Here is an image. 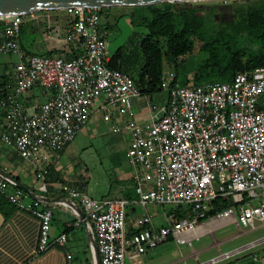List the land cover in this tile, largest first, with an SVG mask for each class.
<instances>
[{
  "label": "built area",
  "instance_id": "built-area-1",
  "mask_svg": "<svg viewBox=\"0 0 264 264\" xmlns=\"http://www.w3.org/2000/svg\"><path fill=\"white\" fill-rule=\"evenodd\" d=\"M56 10L65 17L54 23L49 13L44 14L48 9L0 15L5 24L0 29V54L16 56L0 97V139L26 159L50 153L52 160L51 155L63 150L97 110L112 120V130L129 134L128 158L137 194L133 202L146 208L132 230L129 198L96 199L84 189H70L85 209L100 264H128L130 256H141L171 238L192 246L186 234L200 225L218 199L233 200L217 215L234 216L239 227L264 222V65L240 71L231 80L200 84H183L176 72L165 71L162 88L168 97L160 104L142 93L130 73L110 65L108 6ZM26 22H43L49 39L73 44L74 49L28 52L21 44ZM36 90L47 96L44 101L37 100ZM142 96L150 111L146 121L138 120L133 109V99ZM47 166L38 169V179L49 173ZM0 193L38 219L34 255L48 251L53 244L50 203L2 174ZM149 203L183 205L193 214L178 219L170 214L165 223L157 224ZM77 207L71 206L80 216ZM66 240L63 233L55 242L63 246Z\"/></svg>",
  "mask_w": 264,
  "mask_h": 264
},
{
  "label": "crops",
  "instance_id": "crops-1",
  "mask_svg": "<svg viewBox=\"0 0 264 264\" xmlns=\"http://www.w3.org/2000/svg\"><path fill=\"white\" fill-rule=\"evenodd\" d=\"M70 48L74 49V45L61 46L54 49L56 51H61L62 49L67 51ZM11 69V63H5L0 59V97L3 94L4 83L9 79ZM147 95L153 101L151 95ZM135 103L137 104L135 111L138 120H149L150 111L148 107L149 117L144 119L145 113L142 111L147 106L146 98L144 96L137 97L135 98ZM3 124L4 116L0 112V135L4 129ZM41 165H48L47 167L49 168V173L43 180L38 179L36 176V172ZM0 166L13 175L18 176L19 180L27 184L36 194L62 199V201L49 202L53 208L50 235V240L53 244L48 251L39 256L34 255L39 234L38 219L30 212L19 210L12 204L3 205V208H0V264H95L96 248L95 245H92L88 231L89 220L82 218L81 214L78 216L69 204V201H72L85 212L79 200L73 198L70 193L71 188L77 187L69 185V187L62 188L60 185L62 179L51 175L50 153H44L35 159H26L0 139ZM132 176L133 168L130 175L133 187ZM84 190L86 191V189ZM184 211L190 213L192 210L189 207H185ZM170 214H176V211L168 212L166 220ZM139 215L141 214L129 217L128 227L131 230L133 229L134 220ZM187 216L189 215L184 217ZM234 218V216L215 215L202 220L194 231L186 234L192 240L193 245L195 241H201L198 248H192L188 254L183 255L182 246H176L180 249L179 251L171 248V246H162L159 251L156 247L141 256H130L127 263L188 264L187 262L190 258H193L195 259L194 264L198 262L203 264H264V234L255 237L258 234L254 233L261 228L259 226L264 225V222L259 221L255 227L241 229ZM234 224L238 227V231L236 233L228 232L227 227ZM63 233L67 234V240L63 246H60L55 240ZM217 234L223 235V237L218 239ZM246 236L248 237L244 238ZM170 241L176 240L171 238L167 242ZM238 241L241 242L237 243ZM176 243L178 242L176 241ZM222 245L226 246V249L223 250L224 246ZM257 247H260L259 250L252 252L245 258H239L245 249ZM216 248L217 253L213 254ZM68 254L71 257H68Z\"/></svg>",
  "mask_w": 264,
  "mask_h": 264
},
{
  "label": "trees",
  "instance_id": "trees-1",
  "mask_svg": "<svg viewBox=\"0 0 264 264\" xmlns=\"http://www.w3.org/2000/svg\"><path fill=\"white\" fill-rule=\"evenodd\" d=\"M134 6L126 8L125 13H119L113 18L117 24L121 17L128 14L133 21L137 9L145 11L143 30L136 33L141 36L137 47L142 64L137 75L132 73L134 68L132 64L123 66L126 59L125 48L122 45L112 53L110 65L130 73L144 94L163 89L162 80L166 67L174 66L179 82H181L179 69L182 66L185 70L196 68L193 83L200 84L231 80L240 71L264 65V0H253L236 6L232 18L226 22L220 20L212 33L207 29L208 19L204 7L194 2L163 1L143 5L141 8ZM110 14L113 15L111 11ZM3 28L5 24L0 20V29ZM28 28L29 26L24 24L22 32ZM106 28L109 30L112 28L109 20L106 22ZM21 44L23 46L22 42ZM23 48L28 52H35L24 46ZM55 51L52 49L44 54H52ZM76 53H68L67 56L71 58ZM197 54L201 56L199 63H195ZM183 82L190 83L188 78ZM5 84L6 82L4 86ZM133 193L136 194L135 190L127 191L124 196L131 200L134 197ZM232 203V199L216 200L214 208L208 211L206 218L217 215ZM8 204L15 206L0 193V208ZM192 214V211L188 213L178 209L176 218ZM127 217L129 219V212Z\"/></svg>",
  "mask_w": 264,
  "mask_h": 264
},
{
  "label": "rangeland",
  "instance_id": "rangeland-1",
  "mask_svg": "<svg viewBox=\"0 0 264 264\" xmlns=\"http://www.w3.org/2000/svg\"><path fill=\"white\" fill-rule=\"evenodd\" d=\"M253 0H194V2L204 7L205 14L208 19L207 29L212 33L214 28L217 27V23L221 20L226 22L232 18V13L236 6L247 4ZM134 5H116L109 6V9L113 15L109 17L110 24L113 29L109 33L107 45L110 53H114L119 46L124 45L125 59L123 66L127 64L133 65L132 73L137 75L138 70L142 64V57L139 56V48L137 44L141 38L139 33L143 30V15L146 14L144 10L137 9L134 13L133 21L128 14L121 17L116 24L113 17H117V14L124 12L128 7ZM143 7V5H136L134 7ZM49 13L52 22L58 21L60 17H65L62 10L45 11L44 14ZM28 22L25 26H29L27 31L21 33V42L27 49L33 50L37 53L44 54L45 52L56 49L57 47L66 46L53 39H49L48 31L45 28L43 22L37 25H31ZM72 46V44H69ZM68 45V46H69ZM0 59L5 63H12L15 61L16 56L10 54H0ZM201 59L200 55H196L195 63H199ZM196 68L184 69L182 66L179 71L181 72L180 80L184 83L185 79H189L190 83L194 82L193 73ZM166 71H176L174 66L166 67ZM185 71V73L183 72ZM37 100L44 101L46 95H42L39 90H36ZM153 101L158 103H164L168 97L167 89H162L150 94ZM137 104L133 99V109ZM145 113V118L149 117L147 106L142 110ZM136 112V111H135ZM112 120H106L101 110H97L86 126L72 139L68 145L61 150L57 155H51L50 171L51 175L58 176L61 180L62 188L75 186L78 189H86V192L96 198H112L117 196H123L127 191H133L132 180L130 178L132 172V166L129 163L128 158V145L129 134L127 132H117L111 129ZM133 199L128 205V212L130 216L141 214L146 211V208L140 206L139 203L133 202L137 198V194L133 193ZM178 209L184 210L185 206L176 205L171 203H149L148 210L154 215V220L157 224L166 222V215L170 211H177ZM59 228V226L56 225ZM260 229L254 233L258 234L255 237L264 234V225L259 226ZM247 227L242 226L241 229ZM230 233H236L238 227L230 225L227 227ZM227 232V234H228ZM223 235L217 234V238H222ZM248 236L244 237L247 238ZM243 238V239H244ZM241 239V238H240ZM201 241H195L193 247L188 244L179 245L176 241H170L157 247L159 251L162 246H171V248L179 251L176 246H182L183 255L191 252L192 248L197 249ZM238 241L237 243H240ZM264 245V244H263ZM224 246V245H222ZM260 247L245 249L239 258H245L252 252L259 250ZM155 249V248H154ZM226 249V246L222 248ZM153 250V249H152ZM217 253V248L213 254ZM173 254V253H172ZM178 255V254H177ZM234 258V257H233ZM203 259V258H202ZM188 264H194L195 259L190 258ZM260 263V262H259Z\"/></svg>",
  "mask_w": 264,
  "mask_h": 264
},
{
  "label": "water",
  "instance_id": "water-1",
  "mask_svg": "<svg viewBox=\"0 0 264 264\" xmlns=\"http://www.w3.org/2000/svg\"><path fill=\"white\" fill-rule=\"evenodd\" d=\"M163 1H179V0H0V15L27 14L38 9H62L74 6H116V5H149ZM194 1V0H180ZM0 174L10 178L17 186L28 191L33 197H41L48 202L62 201L60 198H51L49 196H41L32 191L27 184L20 181L15 175L0 166ZM70 206H75L69 201ZM81 217L86 219V212L77 207ZM95 264H100L98 249L96 248Z\"/></svg>",
  "mask_w": 264,
  "mask_h": 264
},
{
  "label": "flooded vegetation",
  "instance_id": "flooded-vegetation-1",
  "mask_svg": "<svg viewBox=\"0 0 264 264\" xmlns=\"http://www.w3.org/2000/svg\"><path fill=\"white\" fill-rule=\"evenodd\" d=\"M112 29H113V26H112V28H110V30L107 29V33H108V34L111 33Z\"/></svg>",
  "mask_w": 264,
  "mask_h": 264
}]
</instances>
